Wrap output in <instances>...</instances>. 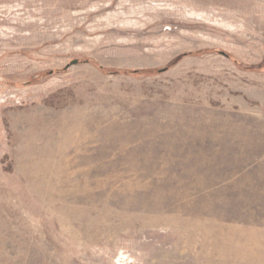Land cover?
Segmentation results:
<instances>
[{"label": "rangeland", "instance_id": "obj_1", "mask_svg": "<svg viewBox=\"0 0 264 264\" xmlns=\"http://www.w3.org/2000/svg\"><path fill=\"white\" fill-rule=\"evenodd\" d=\"M0 264H264V0H0Z\"/></svg>", "mask_w": 264, "mask_h": 264}, {"label": "water", "instance_id": "obj_2", "mask_svg": "<svg viewBox=\"0 0 264 264\" xmlns=\"http://www.w3.org/2000/svg\"><path fill=\"white\" fill-rule=\"evenodd\" d=\"M77 63V61H72V63L71 64H76Z\"/></svg>", "mask_w": 264, "mask_h": 264}]
</instances>
